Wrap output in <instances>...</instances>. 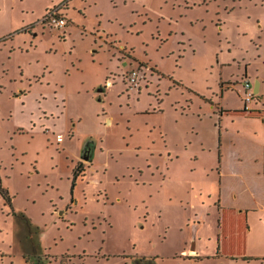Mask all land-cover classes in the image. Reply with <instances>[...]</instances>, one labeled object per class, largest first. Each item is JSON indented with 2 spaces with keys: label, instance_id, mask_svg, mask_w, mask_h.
<instances>
[{
  "label": "rangeland",
  "instance_id": "rangeland-1",
  "mask_svg": "<svg viewBox=\"0 0 264 264\" xmlns=\"http://www.w3.org/2000/svg\"><path fill=\"white\" fill-rule=\"evenodd\" d=\"M65 1L0 0V264H264V0Z\"/></svg>",
  "mask_w": 264,
  "mask_h": 264
},
{
  "label": "crops",
  "instance_id": "crops-1",
  "mask_svg": "<svg viewBox=\"0 0 264 264\" xmlns=\"http://www.w3.org/2000/svg\"><path fill=\"white\" fill-rule=\"evenodd\" d=\"M66 31H67V29H66ZM257 80L259 81L258 98H259V100H261V96L264 94V80L259 78V79H256L255 81H257ZM255 81H254V83H255ZM261 92H262V94H261ZM255 105H257L258 108H254V109L259 111V113H260L259 115H256L254 117V118L257 119V121H256L257 123H255V124H257L259 127L260 126H262V127H260V128L258 127V129L255 130V132H253V133H249V132L245 131V133L243 132L242 136L244 138H248L249 140L253 141V143L255 145L260 147V153L256 154V155H259L261 157L260 158H255V159H252V160L255 163H260V166L262 168L261 171L264 172V115L261 114L262 112H260V111H264V102L260 101L257 104L253 103V107H255ZM259 108H261V109H259ZM222 114H223V112H222ZM220 140H221V142L224 141L222 136H220ZM258 159H260V162H257ZM214 188H215L214 192H216V186ZM210 190H212V187H210ZM221 194H222V188H221V190H219V193H218V196H219L220 200H221ZM192 247H194L195 252H196V254L194 253V256L197 257L199 255V251L197 250L195 242L192 243L191 249H192Z\"/></svg>",
  "mask_w": 264,
  "mask_h": 264
},
{
  "label": "built area",
  "instance_id": "built-area-1",
  "mask_svg": "<svg viewBox=\"0 0 264 264\" xmlns=\"http://www.w3.org/2000/svg\"><path fill=\"white\" fill-rule=\"evenodd\" d=\"M56 9L57 8H53L50 12H48L46 16L42 19V21L45 22L46 20H48L50 24L60 29V31L65 32L67 29L68 21L62 14L57 13ZM137 76V71H133L131 75V81L135 82ZM243 86L245 89V100L248 102L252 101L255 97L254 84L248 78L243 80ZM246 107L248 108L247 105Z\"/></svg>",
  "mask_w": 264,
  "mask_h": 264
},
{
  "label": "trees",
  "instance_id": "trees-1",
  "mask_svg": "<svg viewBox=\"0 0 264 264\" xmlns=\"http://www.w3.org/2000/svg\"><path fill=\"white\" fill-rule=\"evenodd\" d=\"M67 1V0H66ZM65 1V2H66ZM246 79V78H245ZM256 97H258V94L255 95ZM244 110H246V106H244ZM220 154H219V159H220ZM80 166V165H79ZM0 192L2 193V189L0 188ZM199 257V256H197ZM27 258V257H26ZM45 257L44 255L40 254L38 257H36V260L39 262L38 264H48L46 261H45ZM143 262H145L146 264H154L153 262V259H146V258H141L139 264H143Z\"/></svg>",
  "mask_w": 264,
  "mask_h": 264
},
{
  "label": "water",
  "instance_id": "water-1",
  "mask_svg": "<svg viewBox=\"0 0 264 264\" xmlns=\"http://www.w3.org/2000/svg\"><path fill=\"white\" fill-rule=\"evenodd\" d=\"M254 92L255 93H258L259 92V81L257 80V81H255V83H254ZM86 159L88 158V156H84ZM192 249L194 250V247H192Z\"/></svg>",
  "mask_w": 264,
  "mask_h": 264
},
{
  "label": "flooded vegetation",
  "instance_id": "flooded-vegetation-1",
  "mask_svg": "<svg viewBox=\"0 0 264 264\" xmlns=\"http://www.w3.org/2000/svg\"><path fill=\"white\" fill-rule=\"evenodd\" d=\"M255 97H256V96H255ZM255 97H254V98H255ZM245 106H246V105H245ZM83 157H84V156H83Z\"/></svg>",
  "mask_w": 264,
  "mask_h": 264
}]
</instances>
